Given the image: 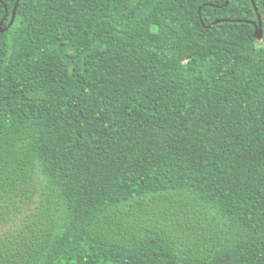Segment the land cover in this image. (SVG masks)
<instances>
[{
	"label": "trees",
	"instance_id": "trees-1",
	"mask_svg": "<svg viewBox=\"0 0 264 264\" xmlns=\"http://www.w3.org/2000/svg\"><path fill=\"white\" fill-rule=\"evenodd\" d=\"M253 2L260 40L251 0L19 1L0 33V264H264Z\"/></svg>",
	"mask_w": 264,
	"mask_h": 264
},
{
	"label": "water",
	"instance_id": "water-1",
	"mask_svg": "<svg viewBox=\"0 0 264 264\" xmlns=\"http://www.w3.org/2000/svg\"><path fill=\"white\" fill-rule=\"evenodd\" d=\"M19 1L20 0H17L16 3H15V6H14L13 11H12V16H11V20L9 22V25L6 28H3L2 29L3 21L0 22V33H4L5 31L8 30L9 26L12 25V23L14 21V17H15V12H16L17 6L19 4ZM228 3H229V0H225L224 6H227ZM251 3H252V6L254 8V11L256 13L257 20H256V22H250V24L254 27V37L256 38V40H260L262 38V35H263V31H262V21H261L260 15L257 13V8H256L253 0H251ZM198 12L200 13V9H199ZM221 22H223V21H215L211 25H208L206 27L207 28H210L212 25H215V24H218V23H221ZM257 35H259V39H257Z\"/></svg>",
	"mask_w": 264,
	"mask_h": 264
},
{
	"label": "snow or ice",
	"instance_id": "snow-or-ice-1",
	"mask_svg": "<svg viewBox=\"0 0 264 264\" xmlns=\"http://www.w3.org/2000/svg\"><path fill=\"white\" fill-rule=\"evenodd\" d=\"M257 39H259V35H257Z\"/></svg>",
	"mask_w": 264,
	"mask_h": 264
}]
</instances>
